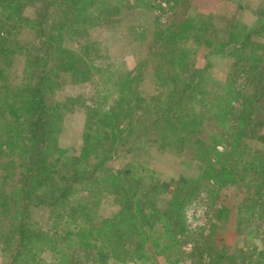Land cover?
I'll return each instance as SVG.
<instances>
[{
	"label": "trees",
	"instance_id": "obj_1",
	"mask_svg": "<svg viewBox=\"0 0 264 264\" xmlns=\"http://www.w3.org/2000/svg\"><path fill=\"white\" fill-rule=\"evenodd\" d=\"M126 1L0 0V245L8 264H152L155 254L177 264L188 257L181 247L193 233L189 207L226 173L222 184L251 181L256 190L247 197L248 189L242 201L246 208L238 210L237 232L248 233L250 212L264 209V164L245 160L247 138L264 122V9L254 24L233 14L216 28L214 0H168L174 19L158 23L145 57L130 71L105 63L107 56L96 48L90 54L64 49L62 38L113 22ZM32 2L36 12L29 27L40 45L35 40L23 49L14 37L19 25L9 21L18 22L21 8ZM202 5L207 13L199 11ZM189 38L198 46L211 44L203 66L191 71L183 45ZM16 51L24 55L23 77L10 85ZM223 56L231 59L228 72L211 78L214 59ZM61 70L76 81L96 79L91 103L82 96L49 101ZM78 107L86 115L82 145L69 151L60 145L62 123ZM150 149L182 159L184 154L180 164L194 166L164 207L156 205ZM127 154L132 159L121 168L106 166ZM219 161L222 170L215 167ZM37 206L48 208L45 225L31 219ZM205 253L200 248L189 256L201 264ZM252 260L236 249L206 264Z\"/></svg>",
	"mask_w": 264,
	"mask_h": 264
},
{
	"label": "rangeland",
	"instance_id": "obj_2",
	"mask_svg": "<svg viewBox=\"0 0 264 264\" xmlns=\"http://www.w3.org/2000/svg\"><path fill=\"white\" fill-rule=\"evenodd\" d=\"M167 1L128 0L125 6L121 8L120 15L112 19L113 22L108 23L107 20H103L99 25L86 28L81 32L80 36L62 38V41H64L62 45L64 49L73 50L76 53L87 51L90 54L89 50L96 48L100 52L103 51L107 56L104 59L105 63L112 62L122 68V70L130 71L145 57L153 41V29L158 23L165 25L174 19L175 11L170 9V3L168 4ZM212 4L214 7L217 5V9L213 13L219 16L214 18L212 22L216 28L223 27L227 19L233 14H237L238 19L246 25L254 24L259 19H262L260 11L264 9V0H214ZM176 10L178 12V9ZM20 11L21 19L18 22L9 21V23L19 25V33L14 36L19 39V41L17 40V45L21 44L23 49L25 47L30 49L34 45L35 40L37 41L35 45L38 43L36 30L29 27V22L35 17L36 6L33 5V2L28 3ZM199 11L207 13L208 9L202 5ZM7 40L11 43L13 42V37L11 36ZM261 41L264 43V36L260 38ZM9 43L6 46L9 47L11 45ZM183 45L189 49L185 60L186 68L189 71L197 67L201 68L203 66L204 53L207 47H211L210 42L199 43L200 46H198L189 38ZM57 53L63 54L61 51ZM12 57L15 65L10 72L9 79H11L10 82L12 83L10 85H16L20 83L21 77H23L24 55L16 51ZM230 62L231 59L228 57L215 58L213 66L208 72L211 78L216 80L224 78L229 70ZM97 63L99 64V62ZM99 65L104 64L100 63ZM59 73L62 76L54 79L58 81V85L54 88L52 87L53 92L48 95L51 103H53L52 101H64L65 98L71 96H82L88 104L91 103V99L96 96L95 88L97 87L93 85L96 79L88 80L89 82H80L74 80L70 73H66L65 70H61ZM238 81L241 82V80ZM145 85L148 86L149 83L146 82ZM144 89L150 92L152 86ZM234 106H236L235 103ZM85 116V109L79 107L68 110L64 116L63 131L59 141L60 145L69 149V151L76 150L82 145ZM230 122L232 124V119ZM252 130L254 132L253 137L247 138L250 147L246 149L245 160L250 157L249 162L252 160L253 165L259 166L264 164V122L255 125ZM224 146V143L218 144L217 149L222 152ZM183 156V159H186L184 154ZM131 159L132 156L127 154V156L109 161L106 166L112 169L121 168ZM183 159L177 158L176 154L171 151L162 152L157 149H150V156L147 157V160L148 166L158 178V196L155 195L158 207H164L168 203L174 189L183 182L185 173L190 172L192 174V167L194 166L180 164L181 161H184ZM215 167L222 170V161H219ZM226 175L227 173L223 177L225 178ZM222 181L213 185L209 192L199 193L189 207L187 213L188 225L193 233L190 241H187L181 247L188 257L185 258L184 255L177 264H197L196 258L189 256V253L190 250L196 252L200 248L209 251V255L205 253L207 256L201 254V264L208 263L211 257L219 256L222 252L226 251V253L231 254L236 249H239V253L242 255H244V252L250 254L253 259L251 264H264V209L250 212L249 215L251 216L246 222L249 227L248 233L241 234V231L237 232L238 210H240V207H242V210L246 208L241 204L247 196V190L249 189L250 191L247 197H252L256 192L253 182L234 181L222 184ZM262 199L264 200V194ZM30 212L31 219L34 222L42 225L46 224L47 207H32ZM244 235L247 236L246 239H244ZM8 263L9 256L1 249L0 245V264ZM152 264L169 263L163 255L155 254ZM246 264L250 263L246 262Z\"/></svg>",
	"mask_w": 264,
	"mask_h": 264
}]
</instances>
